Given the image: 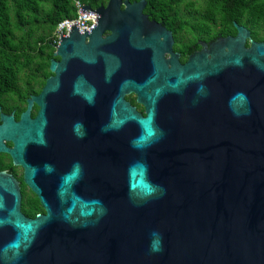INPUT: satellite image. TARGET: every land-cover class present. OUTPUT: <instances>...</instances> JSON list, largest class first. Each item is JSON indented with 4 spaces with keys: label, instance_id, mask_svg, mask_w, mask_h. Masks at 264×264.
<instances>
[{
    "label": "water",
    "instance_id": "1",
    "mask_svg": "<svg viewBox=\"0 0 264 264\" xmlns=\"http://www.w3.org/2000/svg\"><path fill=\"white\" fill-rule=\"evenodd\" d=\"M146 5H82L95 27L67 23L39 95L19 121L1 113L0 152L25 168L46 213L27 217L19 181L0 172V264H264V42L247 48L238 26L210 58L168 67ZM47 94L60 111L65 94L94 105L85 177L43 159Z\"/></svg>",
    "mask_w": 264,
    "mask_h": 264
},
{
    "label": "flooded vegetation",
    "instance_id": "2",
    "mask_svg": "<svg viewBox=\"0 0 264 264\" xmlns=\"http://www.w3.org/2000/svg\"><path fill=\"white\" fill-rule=\"evenodd\" d=\"M254 3L258 12L253 16L247 14V10L249 5H254ZM101 4L107 5V0ZM164 7L160 3L154 11H144V13L149 17L150 23L154 25L157 40L163 48V61L168 67L172 65L170 60L181 66L188 62L192 63L196 58L200 59L204 55L210 58L212 45L228 36L236 37L239 32L238 26H243L250 32V36H247L245 40L247 48L251 46L252 40L264 42V0H171V9L165 10ZM108 33V31L105 32L104 36ZM53 46L55 48L54 44ZM56 59L60 60V57H56ZM125 94H127L125 95L126 100L135 106L139 112L145 114V107L137 102L136 93L128 92ZM33 95L39 94H30L25 102L15 104L12 109L9 108V111L0 106V115L1 113H14L15 120L19 121L21 113L27 109L28 98ZM65 95L67 100L62 111L51 107V94L46 96L47 128L43 159L55 168L61 166L62 162L66 163L68 167L77 163L82 168L85 177L90 173L89 162L92 155V135L94 133L91 111L94 109V105L83 102L81 95ZM83 104L86 105L87 110H90V114L82 113ZM94 104H97V96L94 98ZM20 108L24 109L20 114H17ZM39 108V105L34 103L31 110L33 118L37 115ZM75 124L82 126L83 135L75 133ZM53 138L56 140L54 141ZM234 139L235 135L232 133L231 140ZM4 142L9 148L13 147L12 141L4 140ZM225 142L224 121V153ZM251 142L253 150L256 152L257 132L252 134ZM1 171L12 174L19 181L22 194L21 209L27 217L35 218L38 214L46 213L38 194L25 182V168L16 164L13 157L7 152H0Z\"/></svg>",
    "mask_w": 264,
    "mask_h": 264
},
{
    "label": "trees",
    "instance_id": "3",
    "mask_svg": "<svg viewBox=\"0 0 264 264\" xmlns=\"http://www.w3.org/2000/svg\"><path fill=\"white\" fill-rule=\"evenodd\" d=\"M82 1L93 8L106 2ZM160 3L171 9V0H147L144 11H154ZM257 12L255 3L250 4L247 14ZM76 16L75 0H0V106L4 110L40 93L51 74L54 31L60 21Z\"/></svg>",
    "mask_w": 264,
    "mask_h": 264
},
{
    "label": "built area",
    "instance_id": "4",
    "mask_svg": "<svg viewBox=\"0 0 264 264\" xmlns=\"http://www.w3.org/2000/svg\"><path fill=\"white\" fill-rule=\"evenodd\" d=\"M75 5L77 8V16L73 18H66L60 21L54 31L52 38L53 44L55 45V49L60 44L61 33L63 36H67L71 32V29L67 25V23L70 25H74L78 22L80 32H84L85 29L91 30L96 25V18L94 16H84L80 12L82 5L85 6L86 3H84L82 0H75ZM86 11L88 13L90 12V10Z\"/></svg>",
    "mask_w": 264,
    "mask_h": 264
}]
</instances>
